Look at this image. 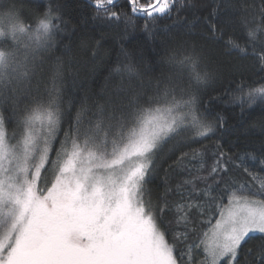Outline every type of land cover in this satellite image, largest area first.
<instances>
[{
  "label": "snow or ice",
  "instance_id": "snow-or-ice-1",
  "mask_svg": "<svg viewBox=\"0 0 264 264\" xmlns=\"http://www.w3.org/2000/svg\"><path fill=\"white\" fill-rule=\"evenodd\" d=\"M94 3L98 16L102 11L105 19L123 21L126 31L135 27L127 12L113 10L114 0ZM127 5L133 14L156 19L170 12L174 0H127ZM221 7L231 10L229 22L239 31L228 36L225 47L241 58L251 56L264 71V6L256 10L246 0L217 5L205 18L213 36L224 35L221 21L214 19ZM22 8L21 0H0V264H264V191L232 190L226 180L230 164L257 179L247 161L258 162L264 171V144L257 150L241 141L227 152L217 144L210 166L205 151L181 150L173 163L187 170L195 162L196 173L189 171L177 186L181 200L171 208L170 188L154 200L145 185L165 146L182 132L196 143L212 139L223 117L210 119L197 107L196 91L181 89L177 96L170 84L146 97L121 88L91 106L80 100L76 107L77 101L69 100L65 110L60 57L43 95L37 78L43 54L55 46L64 24L60 5L49 2L31 19ZM122 54L128 56L123 49ZM202 60L187 42L164 55L169 65L190 69V82L197 86L214 77L206 66L199 70ZM114 71L138 75L132 62ZM258 100L264 103V83H242L230 95L241 109ZM209 203L215 222L207 220L204 238L187 245L185 261L177 245L195 232L196 214L212 211L205 208ZM169 211V223L175 225L171 239L165 224ZM254 234H260V243L244 251ZM193 249L202 260L192 259Z\"/></svg>",
  "mask_w": 264,
  "mask_h": 264
},
{
  "label": "trees",
  "instance_id": "trees-1",
  "mask_svg": "<svg viewBox=\"0 0 264 264\" xmlns=\"http://www.w3.org/2000/svg\"><path fill=\"white\" fill-rule=\"evenodd\" d=\"M21 2L22 11L30 19L37 12L46 10L49 2L60 5L64 24L55 36V46L43 54L44 63L37 78L41 80L39 94L43 95V85L47 82L56 57H60L62 61L60 88L65 110L71 107L69 100L77 101L76 107H79L80 100H86L91 106L94 101L114 94L121 88L134 89L146 97L154 96L158 86L163 89L166 84H170L176 88L177 96L181 95V89L196 91L197 107L210 119L217 115L223 117V126L212 139L196 143L191 140L189 132H182L165 146L155 169L148 177L149 182L145 185L154 200L157 196L163 195L166 187L170 188L172 191L168 195V205L171 208L175 202L181 200L177 186L187 178L189 171L196 173L195 162H189L186 165L187 170L173 163L181 150L188 152L192 148H198L205 151L204 159L210 166L215 158L217 144L225 152L230 146L241 141L248 142L250 147L257 150L264 144V103L258 100L250 106L245 104L241 109L238 103L230 102L231 92L242 83L245 87L264 83V71L260 70L251 56L241 58L236 52L225 47L224 41L228 36L239 35L236 25L229 22L231 17L229 8H219L218 17H214L221 21L218 26L222 29L223 36L219 32L213 36L206 27L205 18L214 7L221 4H238L239 0H174L170 12L156 14V19L144 14L131 13L127 0H114L115 6L109 7L127 12L135 25L127 31L123 21L105 19L102 11L98 16L94 0H21ZM246 3L254 5L256 10L264 6V0H246ZM146 26L151 28L150 33L146 31ZM181 42H187L189 46L195 45L203 55L199 70L206 66L213 71L214 77L206 86H197L190 82V69L187 67L181 69L164 61L165 53L176 49ZM122 49L127 51L128 56L122 54ZM93 51L97 53L96 56L92 55ZM128 62L137 66V76L129 77L126 73L114 71L118 64L123 67ZM72 110L75 111V108ZM16 132L18 137L20 129L17 128ZM173 146L176 150L169 152V148ZM233 152L238 153L239 149L233 147ZM247 166L251 172L256 173L257 179L254 180L243 169L229 165L230 172L226 180L232 185V190L253 193L264 191L261 189V181L264 180L262 166L252 160L247 161ZM224 186L222 183L221 188ZM188 195V191L183 192L184 197ZM205 208L212 211H206L204 216L196 214L195 232L186 243L177 245L178 251L183 250L185 253V261L189 259L187 245L203 238V232L210 229L207 220L212 219L213 223L215 222L212 214L213 205L205 204ZM172 218L171 211L165 214L170 239L171 230L175 227L169 223ZM259 236L260 234L252 235V238L243 245L244 251L259 244Z\"/></svg>",
  "mask_w": 264,
  "mask_h": 264
},
{
  "label": "rangeland",
  "instance_id": "rangeland-1",
  "mask_svg": "<svg viewBox=\"0 0 264 264\" xmlns=\"http://www.w3.org/2000/svg\"><path fill=\"white\" fill-rule=\"evenodd\" d=\"M13 143H14V141H13ZM219 217H217V219H218ZM209 231V230H208ZM204 238V237H203ZM202 238V239H203ZM198 251L199 250H197V249H194L193 251H192V253H191V256H192V259L193 260H195V261H200V260H202V256H200L199 254H198Z\"/></svg>",
  "mask_w": 264,
  "mask_h": 264
}]
</instances>
